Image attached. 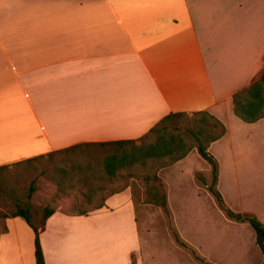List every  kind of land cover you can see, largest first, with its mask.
Returning a JSON list of instances; mask_svg holds the SVG:
<instances>
[{"label":"crops","instance_id":"crops-1","mask_svg":"<svg viewBox=\"0 0 264 264\" xmlns=\"http://www.w3.org/2000/svg\"><path fill=\"white\" fill-rule=\"evenodd\" d=\"M263 76L264 0H0V166L139 140L172 113L207 111L226 127L209 149L217 185L225 170L234 184L238 168L264 169V117L246 122L234 102ZM203 164L211 168L194 149L159 174L165 185H198ZM180 213L164 215L178 237L158 238L141 229L155 217L139 219L130 190L89 215L57 211L41 234L46 264L221 262L190 243ZM6 225L0 264H36L33 229L20 217Z\"/></svg>","mask_w":264,"mask_h":264},{"label":"trees","instance_id":"trees-1","mask_svg":"<svg viewBox=\"0 0 264 264\" xmlns=\"http://www.w3.org/2000/svg\"><path fill=\"white\" fill-rule=\"evenodd\" d=\"M264 76L252 87L234 96L235 113L246 122L264 117ZM226 134L224 123L205 111L190 117L187 113H172L158 122L139 140H120L77 144L47 155L34 157L12 165L0 166V211L2 229L8 231L6 220L20 217L35 233L36 264H46L41 234L47 220L57 212L46 206L36 211L34 196L39 189L35 180L27 176L38 172L48 176L54 185L56 199H70L68 215L83 216L103 208L111 196L123 192V181L142 179L145 183L144 203L167 209L168 194L159 172L186 158L196 149L212 168L209 191L217 199L227 216L240 223H249L256 233V244L264 264V217L235 212L226 207L218 188L219 173L215 159L209 152L211 145ZM48 163L43 165V161ZM43 165V166H42ZM201 179L208 183L206 179ZM121 187V188H120ZM136 260L133 257V263Z\"/></svg>","mask_w":264,"mask_h":264},{"label":"rangeland","instance_id":"rangeland-1","mask_svg":"<svg viewBox=\"0 0 264 264\" xmlns=\"http://www.w3.org/2000/svg\"><path fill=\"white\" fill-rule=\"evenodd\" d=\"M47 163L48 159H45L43 165ZM197 167L198 185H165L168 199L172 201V205L167 209L144 203L146 187L142 179L123 181V184L127 185H121V187L125 186V190L131 191L139 219H143L145 215L155 217L141 222V229L154 230L159 235L158 238L164 237L166 235L164 232L167 233L170 229L173 236L178 237L175 221L164 215L170 216L182 211L179 214L178 223L182 225L185 236L193 245L204 246L203 252L209 258L212 256L214 260L220 258L221 262L218 264H260L263 256L256 245L254 230L249 224L226 222L216 201L210 195L206 185L201 182V177H207L209 182L211 181V168L206 164L197 165ZM234 177L236 182L232 184L231 177L225 170L221 175V185H218L227 207L236 212L264 217V169L259 172H247L243 168H238ZM27 178L29 183L35 180L39 185L34 196L36 211L40 212L51 205L56 207L57 211L69 212L70 199L54 198L56 188L48 176H38V172H32ZM0 211H6L4 201L0 202ZM1 229L0 222V231ZM229 232L233 235L232 240H229ZM221 240L226 242L225 248L212 250V244H219ZM229 241H231L230 244H227ZM203 262L211 264V260L206 256ZM188 264L200 263L189 262Z\"/></svg>","mask_w":264,"mask_h":264}]
</instances>
